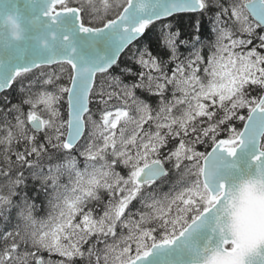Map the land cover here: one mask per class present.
<instances>
[{
  "label": "snow or ice",
  "instance_id": "6c2138e0",
  "mask_svg": "<svg viewBox=\"0 0 264 264\" xmlns=\"http://www.w3.org/2000/svg\"><path fill=\"white\" fill-rule=\"evenodd\" d=\"M0 264H264V0H0Z\"/></svg>",
  "mask_w": 264,
  "mask_h": 264
},
{
  "label": "trees",
  "instance_id": "16d2710c",
  "mask_svg": "<svg viewBox=\"0 0 264 264\" xmlns=\"http://www.w3.org/2000/svg\"><path fill=\"white\" fill-rule=\"evenodd\" d=\"M189 21L187 19L184 20V24L187 25Z\"/></svg>",
  "mask_w": 264,
  "mask_h": 264
}]
</instances>
